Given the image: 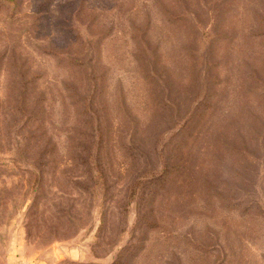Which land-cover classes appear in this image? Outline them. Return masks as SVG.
Returning a JSON list of instances; mask_svg holds the SVG:
<instances>
[{"label":"rangeland","instance_id":"1","mask_svg":"<svg viewBox=\"0 0 264 264\" xmlns=\"http://www.w3.org/2000/svg\"><path fill=\"white\" fill-rule=\"evenodd\" d=\"M18 1L13 10L0 0V54L19 46L12 66L69 83L66 71L90 50L112 97L125 91L149 129L160 118L174 128L165 155L175 169L158 181L115 162L131 174H116L104 200L84 194L76 227L55 213L67 183L27 214L34 168L6 151L0 264H264V0ZM152 67L158 78L144 75ZM62 164L57 173H73ZM107 208L115 214L102 227Z\"/></svg>","mask_w":264,"mask_h":264},{"label":"trees","instance_id":"2","mask_svg":"<svg viewBox=\"0 0 264 264\" xmlns=\"http://www.w3.org/2000/svg\"><path fill=\"white\" fill-rule=\"evenodd\" d=\"M5 1L13 10L24 4L18 0ZM17 1L21 4L18 5ZM19 48L7 49L0 54V161L7 151L12 161L17 162L18 157L34 168L28 170L29 187L35 194L27 214L39 212L41 204L47 205L52 201L50 192L53 185L62 187L67 183L70 190L63 192L66 191L68 196L60 197L62 201L58 200L59 207L55 213L62 220L64 216L65 221H74L76 227H81V206L78 203L84 201L83 195H91L97 201L102 194L104 200L106 193L112 194V189L117 186L113 178L116 174L127 178L131 174L125 164L123 172L113 171L115 162L121 160L123 163L129 161L127 164L134 163L135 169L141 167V170L133 172L136 178L151 175L158 181L167 180L175 169L174 162L167 161L168 156L165 155L175 134L168 136L167 130L174 128L163 130L166 122L160 118L155 125L158 128L151 130L146 127L142 112L136 107H127L125 91L121 92L122 96L112 97L111 91L102 85L103 79L97 75L92 62L96 60L88 53L90 50L80 52L84 58H90L87 63L78 62L68 68L69 83H66L58 77L44 78L39 68L31 64L12 66ZM155 58L153 54L152 62ZM75 59L81 61L82 57L77 55ZM153 73L159 77L154 67L144 75L152 77ZM55 105L60 108L59 117L55 115ZM246 151L244 148L242 152ZM50 164H55L56 171L51 176L53 178L44 183L48 189L42 190ZM59 164L69 167L73 173H57ZM126 188L135 193L138 186L126 185ZM68 200H73L70 207H67ZM114 214V210L107 208L101 214V226L106 227Z\"/></svg>","mask_w":264,"mask_h":264}]
</instances>
